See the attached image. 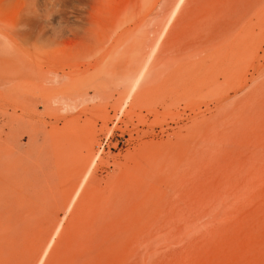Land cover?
I'll use <instances>...</instances> for the list:
<instances>
[{
	"label": "rangeland",
	"instance_id": "1",
	"mask_svg": "<svg viewBox=\"0 0 264 264\" xmlns=\"http://www.w3.org/2000/svg\"><path fill=\"white\" fill-rule=\"evenodd\" d=\"M0 264H264V0H0Z\"/></svg>",
	"mask_w": 264,
	"mask_h": 264
}]
</instances>
